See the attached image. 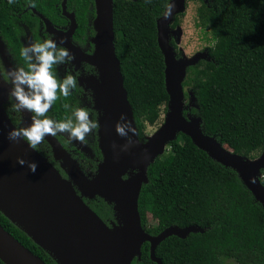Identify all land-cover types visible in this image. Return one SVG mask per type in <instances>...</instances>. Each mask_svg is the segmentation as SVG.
Masks as SVG:
<instances>
[{"label":"trees","instance_id":"1","mask_svg":"<svg viewBox=\"0 0 264 264\" xmlns=\"http://www.w3.org/2000/svg\"><path fill=\"white\" fill-rule=\"evenodd\" d=\"M194 1L201 3L198 25L209 32L214 42L207 48L209 59L187 69L184 87H191L197 106L185 111V116L200 117L204 134L222 145H236L242 157L258 159L264 151V2ZM170 2H114L116 55L133 109L137 138L142 143L146 142L147 126L156 125L168 112L170 97L165 85V60L157 41V21ZM92 4V0H68V9L74 10L78 18L77 34L84 39L88 31L94 34L88 24ZM13 12L0 5V31L22 58L19 28L15 16L10 18ZM180 17L171 27L180 26ZM63 102L89 107L98 120L92 100L79 87L73 96L59 98L48 115L63 118ZM97 130L98 127L84 142L70 141L66 135L55 136L87 177L96 174L102 161ZM82 144L88 149L80 150L78 146ZM167 151L148 169V183L139 198L141 226L152 237L171 227L197 226L205 231L185 239L167 238L157 247V258L163 264H264V209L237 172L212 160L184 134L171 142ZM38 152L67 178L47 142ZM261 182L264 185V180ZM85 202L108 226L118 224L113 205L100 197ZM0 226L46 264H57L1 212ZM150 248V243H144L141 260L136 258L132 264H157L151 259ZM0 264L4 263L0 260Z\"/></svg>","mask_w":264,"mask_h":264},{"label":"water","instance_id":"2","mask_svg":"<svg viewBox=\"0 0 264 264\" xmlns=\"http://www.w3.org/2000/svg\"><path fill=\"white\" fill-rule=\"evenodd\" d=\"M188 1L171 0L170 14L157 21V41L165 60V85L170 97L165 123L145 143L134 137L138 142L127 150H122L126 140L117 135L114 127L121 113H125L135 127L133 109L116 55L114 0H94L97 17L92 55L83 53L71 42L78 26L74 14L67 12V0L63 2V13L71 22L68 32L56 31L46 21L48 33L57 38L67 37L66 46L76 56L73 63L85 62L96 70V75L79 80L80 86L92 92L93 110L98 113L97 136L103 159L93 177L84 174L80 164L55 136L49 135L45 140L52 149L54 161L60 164L67 178L23 140L9 141L6 134L14 125L4 108L8 88L0 84V212L57 264H132L136 258L141 260L144 243L151 245L152 261L163 264L157 258L156 250L164 240L172 236L185 239L190 234L205 231L197 226L171 227L152 237L141 226L139 198L143 186L148 183V169L180 134L188 136L212 160L237 172L264 209V185L260 180L264 151L254 160L231 153L214 137L204 134L200 117L184 116L183 83L187 69L200 60L209 59L207 51L192 60L177 59L171 45L170 36L174 32L171 25L185 12ZM23 113L26 126L31 122V114ZM17 157L36 161L35 173L30 172L27 165H19ZM96 197L113 205L118 224L108 226L85 202V199ZM0 260L4 264H46L2 226Z\"/></svg>","mask_w":264,"mask_h":264},{"label":"clouds","instance_id":"3","mask_svg":"<svg viewBox=\"0 0 264 264\" xmlns=\"http://www.w3.org/2000/svg\"><path fill=\"white\" fill-rule=\"evenodd\" d=\"M12 2L13 0H9V3ZM171 8L172 5H169L168 11L164 14L165 18L170 14ZM66 43L65 36L57 38L48 35L42 39L32 40L26 38V43L20 49L23 64L5 68L0 63V79L10 85L8 91L10 110L14 113L27 111L31 114L29 124L25 126L18 123L8 130L6 137L9 141L23 140L30 149L39 151L49 135H66L70 141L84 142L98 127L92 110L79 102H63L65 114L61 119L48 115L59 98L73 96L79 87L80 71L73 63L76 56ZM61 65L65 67L63 76L58 72ZM114 127L117 135L126 140L121 146L122 150H127L138 142L134 139L138 135L137 131L125 113L120 114ZM17 163L21 166L27 165L28 170L33 173L37 169L36 161L23 157H17Z\"/></svg>","mask_w":264,"mask_h":264},{"label":"flooded vegetation","instance_id":"4","mask_svg":"<svg viewBox=\"0 0 264 264\" xmlns=\"http://www.w3.org/2000/svg\"><path fill=\"white\" fill-rule=\"evenodd\" d=\"M92 1H93V4L90 9L91 12L89 14L88 24L89 23L91 24L94 34L92 35L91 32L88 31L87 37L84 39L83 36L77 34L78 28H79V23L77 20L78 18L76 17L77 15L74 12V10L68 9V0H67V12L69 14H74L75 20L78 26L75 34L73 35L71 39V42L75 47L79 48L83 53L87 55H92L94 52V46H93L92 40L95 36L94 22L97 17V8H96V3L94 2V0ZM115 1L116 0H114V2ZM3 2H6V4H4ZM63 2L64 0H61L60 3H59V0H31V2H29V0H13L12 3H9V0H0V5H6L8 8L14 10V12L10 15V18H12V16H15V22L19 28L18 36L22 44L21 46H23L26 43V38L28 40L42 39L45 36L54 35V34H50L47 32L46 21L50 22L56 31H59L62 33L68 32L71 22L67 18V16L63 13ZM52 15L54 16L55 20L57 17V22L54 20ZM171 29L174 31L177 29V27L172 26ZM171 43L175 44V41L173 38L171 39ZM0 63H2L5 68L12 67L16 64L24 63L23 59L20 58L14 52L13 48L9 46L8 42L6 41L5 35L1 31H0ZM74 65L76 69L80 71L79 80L96 75V70L85 62H75ZM62 67H63V71L61 70ZM59 68L60 69H58V72L61 76H63L65 72V67L61 65ZM79 80H78L79 88L84 92V94L90 97V99L92 100L94 104L92 92L89 90H86L85 87L80 86ZM0 84H4L8 88V91H9V88H10L9 84L5 83L2 79H0ZM4 108L9 118L11 119V121L12 119L14 120V124H13L14 126H17L18 123L24 125V121H25L24 113L12 112L10 110V105H9L8 100L5 103ZM98 146H99V141H98ZM78 147H80V150L88 149L86 146H83V145L81 146L79 145ZM88 153H90V151H88Z\"/></svg>","mask_w":264,"mask_h":264},{"label":"rangeland","instance_id":"5","mask_svg":"<svg viewBox=\"0 0 264 264\" xmlns=\"http://www.w3.org/2000/svg\"><path fill=\"white\" fill-rule=\"evenodd\" d=\"M200 6L201 3L199 1L189 0L186 4V9L183 13V16L180 17L179 15L181 21L180 26L174 30L170 36L171 39L173 38L175 41V47L173 46V48L175 50L177 59L186 58L188 60H192L197 56H201L202 53L206 52V49L209 48V46H211L214 42L209 32L198 25L197 10ZM184 94L185 110H188L191 107H196L197 104L195 102L194 92L190 86H187L184 89ZM166 114L167 113L165 112L162 114L161 119L156 125L147 126L145 131L146 139L152 137L162 128L163 124L165 123ZM224 148L231 153L238 154L236 145L233 147L224 145ZM167 150L168 146L166 147L164 154L168 152ZM151 225H153V222H151L150 226Z\"/></svg>","mask_w":264,"mask_h":264},{"label":"built area","instance_id":"6","mask_svg":"<svg viewBox=\"0 0 264 264\" xmlns=\"http://www.w3.org/2000/svg\"><path fill=\"white\" fill-rule=\"evenodd\" d=\"M260 180H264V175H261L260 176Z\"/></svg>","mask_w":264,"mask_h":264}]
</instances>
